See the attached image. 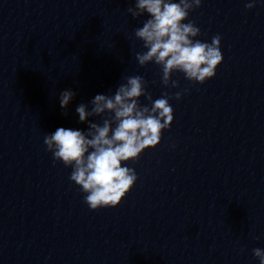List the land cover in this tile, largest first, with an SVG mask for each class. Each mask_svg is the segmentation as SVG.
Returning a JSON list of instances; mask_svg holds the SVG:
<instances>
[{"label":"clouds","instance_id":"obj_1","mask_svg":"<svg viewBox=\"0 0 264 264\" xmlns=\"http://www.w3.org/2000/svg\"><path fill=\"white\" fill-rule=\"evenodd\" d=\"M201 2L136 0L135 7L127 9L133 18L145 13L150 17L142 27L135 29V37L143 41L146 49L136 53V60L140 66L153 62L160 66L165 87L179 86L171 79L175 71L182 72L189 81L204 84L216 75L223 61L219 35L214 36L211 43L195 39L201 30L189 20V14L199 8ZM253 7L255 0L245 4L248 10ZM124 79L126 82L118 86L114 95L97 94L90 102L91 110L83 103L76 108L79 122H88L86 132L60 127L44 137L46 149L54 160L72 168L70 180L86 193L84 201L91 210L121 203L138 179L135 169L126 162L136 161L144 150L155 148L163 131L170 129L174 120V110L169 103L173 97L169 93L152 101L142 76ZM187 91L176 92L174 98L181 99ZM75 95L72 90L63 91L60 107L67 109ZM141 97L152 101L151 107L141 105ZM89 117L105 118L99 124L90 122ZM253 255L264 264V249H253Z\"/></svg>","mask_w":264,"mask_h":264}]
</instances>
